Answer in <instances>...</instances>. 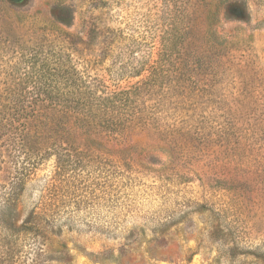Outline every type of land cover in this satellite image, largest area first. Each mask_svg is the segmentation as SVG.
<instances>
[{"label": "rangeland", "instance_id": "1", "mask_svg": "<svg viewBox=\"0 0 264 264\" xmlns=\"http://www.w3.org/2000/svg\"><path fill=\"white\" fill-rule=\"evenodd\" d=\"M35 48L97 93L155 80L66 161L59 235L0 234V264H264V0H0V86L31 77ZM57 164L25 186L20 221Z\"/></svg>", "mask_w": 264, "mask_h": 264}, {"label": "trees", "instance_id": "2", "mask_svg": "<svg viewBox=\"0 0 264 264\" xmlns=\"http://www.w3.org/2000/svg\"><path fill=\"white\" fill-rule=\"evenodd\" d=\"M62 57L55 49L42 56L35 48L32 62L21 58L31 77L0 86V234L44 236L46 240L59 235L54 194L65 164L72 161L77 165L76 160L87 155L84 145L101 143L107 134L116 132L114 126L133 116L128 109L134 112L139 93L155 80L149 76L129 89L97 93V87L82 81ZM57 77L63 78L66 92H49L51 80ZM51 156L58 163L56 171L47 180L39 202L20 221L22 192L41 162Z\"/></svg>", "mask_w": 264, "mask_h": 264}]
</instances>
